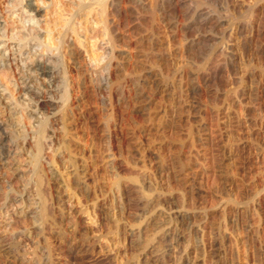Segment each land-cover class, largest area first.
Instances as JSON below:
<instances>
[{"label":"rangeland","instance_id":"1","mask_svg":"<svg viewBox=\"0 0 264 264\" xmlns=\"http://www.w3.org/2000/svg\"><path fill=\"white\" fill-rule=\"evenodd\" d=\"M56 1L38 14L52 35L76 7V0ZM141 1L144 14L129 0L118 5L128 15L109 9L111 25L120 23L115 74L102 66L109 46L99 15L81 19L90 91L78 86L81 75L63 48L71 109L82 124L70 123L71 140L55 124L53 147L44 149L55 173L42 187L54 197V226L40 215L31 144L20 139L21 151H13L0 105V133L10 137L0 139V264H264V0H202L223 20L210 30L192 25L198 0H172L166 18L155 13L161 0ZM150 29L156 44L146 38ZM200 42L205 49L189 56ZM156 51L167 59L162 74L176 72L167 88L162 75L146 73ZM115 76L119 90L106 84ZM76 161L87 165V184Z\"/></svg>","mask_w":264,"mask_h":264},{"label":"bare ground","instance_id":"2","mask_svg":"<svg viewBox=\"0 0 264 264\" xmlns=\"http://www.w3.org/2000/svg\"><path fill=\"white\" fill-rule=\"evenodd\" d=\"M39 1L40 0H3L2 3H0V105L3 106V108L5 110V115L7 117L6 127H4V128L8 129L10 132L8 134L9 135L11 134L10 136H12V139H10V137L7 133L6 134L0 133V139L2 140V139L9 137V139L11 141L10 143H12V144H10V146L14 148L13 151L15 153H19V151H21L22 146H20L21 145V142L19 141L20 139H21V141L23 140L22 141L23 144L24 143H30L31 144L32 149L29 150V156L31 157V163L33 166L32 171H34L35 176H36V178H35L36 182L35 183H36L38 192L43 197V199L41 198L42 199L41 201L43 202L42 206H44V207H41L43 209V213L40 215L41 216L43 215V218L46 217L47 220L53 224L52 226H54V224H57V218H56V214H55V206H54V204H52V201H54V200H52V197H53L52 192H54V191L51 192L52 188L50 187V185L48 183V188L47 187L46 188L49 189L48 190L49 194H51L52 197L51 196L47 197L44 195V192H43L44 189L42 187L45 188V186H43V182L47 179V177H52L55 173L53 171V166H52L53 163H51L52 160L44 152L45 151L44 149L46 146H48L49 148L53 147V143H54V140L56 138V131H57L56 125H58V130H61L62 133L66 136L65 139H70L72 137L70 135V133H72L71 132L72 128H71L70 123H72L73 121L76 122V121H78V119H80V117H79L80 115H78V117L73 116L74 111L71 109L72 106L70 103L71 102L70 98H71V92L73 90L72 88L74 85L72 84V82L69 78L68 67L65 64V56L66 55L69 56V59L72 60V63L76 65V67H77L76 70H78L80 73L79 75H81V80L79 82L80 84L78 86L80 88H82V90H84L83 92H85L86 90L90 91V89H88V88L92 87L93 80L89 77L90 72H89V69L87 68V66L82 64V63H84L83 60L85 58H87L88 48H89V47L87 48V46L85 44L86 37H84V33L87 32L86 31L87 29L85 28L86 26L84 25V23L82 24L81 19L86 18L85 21H87L86 23H88V21L90 20L89 17L93 13L96 12L99 15V22L103 23V25L101 24L102 25V33H103L102 35H104L106 38L102 44L103 45L107 44L109 46V49L105 50V56L102 57V64L103 65L102 64L101 65L104 66V69L107 71V73L109 72L108 74L111 75L113 73L115 74V72H113V70H115V69H117V71L118 70L120 71L122 69V65H121V61H119L120 55L117 54L118 52L116 53V50H115L116 46H118L119 41H121L118 34L115 33L119 29L120 23L118 22L119 24H117V25H111L112 20L110 18L111 15H109V13H111V12H109V9L110 8L112 9L111 11L114 12L115 16H122L124 14L128 15L131 12L129 11L130 13H124L121 11L120 7L118 6L120 4V0H76V2H75L76 7H75L74 11L71 10L70 12H67V13L66 12L63 13L65 10L63 12L61 11L65 15L62 16L63 17L62 22L58 25L59 30H58V33H56L57 34V36H56V34L52 35L53 34V32L51 30L52 28L49 29L48 27L46 28L45 26L42 25L43 23H41V19L38 18V14L40 13V11H45V9H47V10L51 9L52 6H55L57 1L56 2H55V0H41V2H39ZM129 1L134 4L133 7L136 6L139 9H141L142 13H143V11L146 12L145 4L141 0H129ZM161 1H162L161 3L160 2L158 3L156 1L157 4H156V10H155L156 12L155 13L159 12L161 17L163 16L164 18H166L167 16H169L171 14L172 8H173V3H175V2L172 0H161ZM180 1L184 2V0H180ZM192 1L193 0H191V2ZM36 2H38V4ZM176 2H178V0ZM182 2H180V3H182ZM186 2H187V0H186ZM39 3H41L40 4V5H42L41 7L39 6ZM202 3H203L202 0L201 1L198 0L195 4L196 5L195 9L193 8V11H194L193 16L195 14V17L193 19L192 25L197 24L199 26H203V28L204 27L206 29L208 28L207 30H210V29H213V28L220 26L222 24L223 20L221 18L219 19L218 16L213 15L214 11L212 13H210V10L209 11L207 10V12H206L205 11L206 9ZM219 3H220V1H219ZM177 4L179 5V2ZM188 4L189 3H187L186 5H188ZM200 4H202L203 6H200ZM57 5H58V3H57ZM207 5H209V4H207ZM184 6H183V8H184ZM205 6H206V4H205ZM38 7L40 8V10L39 9L37 10ZM185 7H187V6H185ZM188 7H189V5H188ZM143 8L145 10H142ZM190 8H188V10H190ZM206 8H207V6H206ZM152 11L154 12V10H152ZM190 12H192V10H190ZM190 12H189V14H190ZM208 12L210 13V15L212 14L213 16H215L217 18L212 17V16H207ZM137 13H138V11H137ZM245 15H247V14H245ZM188 16H190V15H188ZM190 21H192V20H190ZM91 22H93V21H91ZM99 22L97 21L94 26L98 27ZM88 25H90V24H88ZM192 25H190V26H192ZM122 26H124V25L122 24ZM192 28L194 29V27H192ZM193 29L191 31H193ZM195 29H198V28L195 27ZM88 30H89V28H88ZM200 30H202V29H200ZM151 32H152V30H151ZM206 32H207V34L210 33L209 31H206ZM189 33H190V31H189ZM201 33L202 32H200V34L198 33L200 35L199 36L200 38H201ZM214 33H215V31H214ZM71 35L74 36V41H69V38L72 37ZM153 35H154V33L152 32L146 37V38H148L149 42H151V44L156 42L155 37ZM211 36H213V34ZM211 36H210V34H208L206 36V39H207V37L211 38ZM215 36H216V34H215ZM140 39H142V38H140ZM219 40H222V39H219ZM142 41H143V39H142ZM144 41L146 42L147 40L144 39ZM197 42H199V41H196V43ZM157 43L159 45L160 41ZM200 43H198V44H200ZM146 44H148V43H146ZM207 44H208V42H207ZM207 44H206V46H207ZM148 45H150V44H148ZM194 45H191L189 48H187L190 51L188 53L189 56H190V53H192V55H193L192 51H196L197 49H200V48L203 49V46L205 45V43H201L199 45V47H197V48H195V50H193L194 47L197 46V45L196 46H194ZM217 46H218V44H217ZM217 46H215V47H217ZM64 47L67 48L66 51L68 54H66V55H65V53H63ZM152 47H154V46H152ZM207 47H209V46H207ZM210 47H212V46H210ZM152 49H156V48L154 47ZM204 49H205V46H204ZM212 49H210L208 51L207 50H205V51L203 50V51L206 53L207 52L209 53V51L212 50V52H214V49H216V48L213 47ZM39 50H41L42 52L39 53ZM46 51L48 52V54L45 53ZM66 51H64V52H66ZM141 51H140V53H141ZM217 51H220V50H217ZM217 51H216V53H217ZM156 52L157 53H155V52L151 53V58H154V60H153L154 65H150L146 69V71H147L146 73L149 75H156V76L162 75L163 78L161 80L164 84L162 86L167 88V86L169 85L168 81L173 76L174 77L176 76V72H169V73L165 72L162 74V68H163L162 65H164V62L165 63L167 62V59L163 55L164 53L162 54V53H159L158 51H156ZM220 53H221V51H220ZM152 54H154V55H152ZM201 54H202V51H201ZM213 54H211V55H213ZM140 55L143 56L144 53H142ZM198 56H199V54H198ZM203 56L205 58V55H203ZM208 56H210V54ZM206 57H207V54H206ZM122 59L123 58H121V60ZM209 59H207V60L209 61ZM161 61H163V62H161ZM218 64H220V63H218ZM218 64H216V65H218ZM86 65H87V62H86ZM221 66H223L222 63H221ZM120 67H121V69H120ZM201 68L204 69L203 67H201ZM108 69H109V71H108ZM143 69H145V67L144 68L142 67V70ZM219 69H221V68H219ZM108 74H107V76H109ZM115 77L116 78L114 81L111 80V82L113 81L112 83H106V84H107V87L110 85L109 86L110 89H112L115 85L117 90H119L120 89V82H119V79L117 78L118 76H115ZM106 78H108V77H106ZM134 80H135V78L133 79V81ZM98 83H99V81H98ZM121 87H123V86H121ZM160 88H161V86H160ZM163 89H165V88H163ZM163 89L161 92H164ZM112 90H114V89H112ZM152 90H153V88H152ZM115 91H116V89H115ZM115 91H113V92H115ZM121 92H122V88H121ZM142 92H143V90H142ZM116 93H118V92H116ZM118 94H120V93H118ZM118 100H120V99H118ZM47 110H48V112H47ZM75 115H77V114H75ZM77 123L82 124V122H80V121H78ZM8 130H6V132ZM2 131H4V130H2ZM74 136L72 137V139L74 138ZM62 143H63V141H62ZM64 144H65V142H64ZM66 145H68V144H66ZM64 146L65 145H63V147ZM71 147H72V145H71ZM71 147H69L70 150L72 149ZM70 150H68V151H70ZM1 154L3 156L5 155L4 152H2ZM76 162H78V164H76ZM76 162H74L76 165L75 166V168H76L75 173L78 174L77 177L78 176H80L79 178L82 177L81 182L83 184H87L88 183L87 179H86L87 175H88L87 174L88 168L86 167L87 165H85L83 163H79V161H76ZM45 184H47V183H45ZM46 191H45V193H46ZM50 199H51V201H50ZM53 199H54V197H53ZM23 210L24 209H22L21 213L23 212ZM44 220H46V219H44ZM41 221H42V219H41ZM42 225L43 224L41 222V226ZM42 229H43V227H40V230H42ZM50 262L51 261H49L48 264H50ZM181 264H186V263H181Z\"/></svg>","mask_w":264,"mask_h":264}]
</instances>
